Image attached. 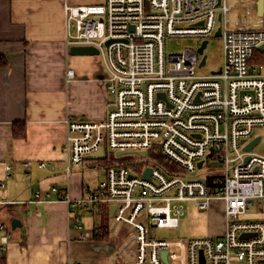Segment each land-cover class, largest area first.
Returning a JSON list of instances; mask_svg holds the SVG:
<instances>
[{"label":"built area","instance_id":"built-area-1","mask_svg":"<svg viewBox=\"0 0 264 264\" xmlns=\"http://www.w3.org/2000/svg\"><path fill=\"white\" fill-rule=\"evenodd\" d=\"M259 1L222 0L218 6V0H105L65 6L67 45L98 50L114 97L105 119L67 120V173L102 149L105 157L107 147L117 155L145 152L156 165L139 176L116 162L96 185L86 184L77 201L57 188L35 199L46 202L56 194L85 210L106 204L108 234L116 243L111 264H264V155L245 150L262 139L257 132L264 129ZM181 37L198 42L168 55L167 40ZM215 37L223 43L222 66L213 71L220 73L199 74L206 65H201L205 50L199 49ZM187 201L205 211L213 201L222 202L224 232L203 239L156 237V229L179 227ZM68 218L83 240L80 217ZM0 230L6 231L2 255L11 235L1 222Z\"/></svg>","mask_w":264,"mask_h":264},{"label":"crops","instance_id":"crops-1","mask_svg":"<svg viewBox=\"0 0 264 264\" xmlns=\"http://www.w3.org/2000/svg\"><path fill=\"white\" fill-rule=\"evenodd\" d=\"M104 1L0 0V221L11 235L6 264L70 263L67 241L75 224L68 217L81 218V211L56 194L40 203L35 195L57 188L77 201L89 183L77 167L67 173V120L105 119L113 100L100 58L70 51L65 6ZM14 128L24 136L14 137ZM14 219L21 221L15 229ZM63 243L65 262L59 261Z\"/></svg>","mask_w":264,"mask_h":264},{"label":"rangeland","instance_id":"rangeland-1","mask_svg":"<svg viewBox=\"0 0 264 264\" xmlns=\"http://www.w3.org/2000/svg\"><path fill=\"white\" fill-rule=\"evenodd\" d=\"M222 25L227 24V20L222 19ZM236 26L231 23V28ZM198 42L197 38L181 37L170 38L166 42V52L168 55L179 53L185 47H190ZM207 56L206 65L199 70V74H210L218 70L223 63V43L220 38L210 39L205 53ZM114 100L113 96L111 97ZM258 134L262 135L260 143L254 148V151L264 155V129H259ZM160 155L159 152H157ZM158 155L156 159H158ZM124 163L132 172L139 176H143L147 167L155 166V162L150 160V156L143 157L136 153L118 156L116 152L106 148V156L102 159H86L84 166L76 168V172L83 170V177L85 176L89 183L96 185L101 180L107 168L116 163ZM75 173V172H74ZM184 215L180 217L179 227L177 229H156L154 235L158 238H186V239H203L208 237H216L221 235L225 230V219L223 215V204L220 201H213L208 210H200L193 201L184 203ZM73 210L81 211L80 216L82 220L83 231L90 236L79 239L78 232L71 224L70 241L67 245L70 248V263L75 264L77 261L82 264H111L110 256L116 246L112 239L108 241L95 240L92 237V228L101 227L104 229L108 226L110 218V208L104 204L98 208L93 209V213L85 209L73 207ZM10 223V220L6 219ZM110 237V236H109ZM38 242V241H37ZM68 245V251H69ZM46 264V261H35L33 264ZM61 264V262H56ZM48 264H51L49 262ZM120 264V261L118 262Z\"/></svg>","mask_w":264,"mask_h":264},{"label":"water","instance_id":"water-1","mask_svg":"<svg viewBox=\"0 0 264 264\" xmlns=\"http://www.w3.org/2000/svg\"><path fill=\"white\" fill-rule=\"evenodd\" d=\"M222 3V0H218V6H220ZM259 14L263 15V10H264V1L260 0L259 3ZM221 16L219 17V20H221ZM221 34V27H219L218 31H217V36H219ZM111 41L108 42V44ZM208 45V41H204L201 48L199 49V52L203 54L204 50L206 49ZM73 54H81V55H98V50L94 47H88V46H72L71 50H70ZM206 61V56H204L203 61L201 63V65H204ZM213 73H220V70L218 72H213ZM261 141L260 137H257L256 139H254L249 145H247L245 147V150L250 151L252 149H254ZM122 153H119L118 155H120ZM142 156H145L146 153L142 152L141 153ZM104 157V150H100L99 152L95 153L94 155H91L88 157V159H102ZM202 166V162L199 164V167ZM151 174V169H147L146 173H145V177L149 178ZM21 226V221L18 219H14L12 221V228H17ZM44 241H47V229L45 230V234L43 237ZM61 255L62 257L59 259V261H66V244L63 243L61 245ZM166 255L167 253L164 252L163 253V257L166 259Z\"/></svg>","mask_w":264,"mask_h":264},{"label":"trees","instance_id":"trees-1","mask_svg":"<svg viewBox=\"0 0 264 264\" xmlns=\"http://www.w3.org/2000/svg\"><path fill=\"white\" fill-rule=\"evenodd\" d=\"M16 125V124H15ZM18 135H22L24 136V133H19L17 131V128H14V137L18 136ZM159 160L164 163V158H162V156L158 157ZM92 237L95 240H103V241H108L110 240L109 234H108V228L105 227L104 229H102L101 227H94L92 228ZM0 264H6V251L3 252V254L0 256Z\"/></svg>","mask_w":264,"mask_h":264},{"label":"bare ground","instance_id":"bare-ground-1","mask_svg":"<svg viewBox=\"0 0 264 264\" xmlns=\"http://www.w3.org/2000/svg\"><path fill=\"white\" fill-rule=\"evenodd\" d=\"M204 56H206V55H204ZM204 56H203V58H204ZM206 59H207V56H206ZM203 61V60H202ZM205 63H206V61H205ZM205 65V64H204ZM114 98V97H113ZM114 108V100L112 101V103H111V105H110V109H109V111L110 110H112ZM104 150V149H103ZM121 155V154H120ZM119 155V156H120ZM142 156V155H141ZM143 157H145V156H143ZM104 158V157H103ZM201 163V162H200ZM199 163V164H200ZM147 178V177H146ZM150 178V177H149ZM9 203H11V202H9ZM93 209H95V208H92V209H86V210H89V211H92ZM112 210H114V208L112 207L111 208V212H112ZM111 214V213H110ZM81 219V218H80ZM2 224H4L6 227H7V225L4 223V222H2V221H0ZM82 224V223H81ZM82 234H83V239L84 238H88L89 236H90V234H88V232H84L83 231V228H82V230L80 231ZM6 250V248H4V250H3V252ZM3 254V253H2ZM1 256V255H0ZM82 263V262H81Z\"/></svg>","mask_w":264,"mask_h":264}]
</instances>
